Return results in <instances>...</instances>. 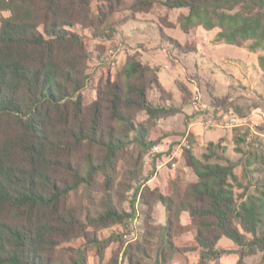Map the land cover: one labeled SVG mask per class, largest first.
<instances>
[{
	"label": "trees",
	"instance_id": "1",
	"mask_svg": "<svg viewBox=\"0 0 264 264\" xmlns=\"http://www.w3.org/2000/svg\"><path fill=\"white\" fill-rule=\"evenodd\" d=\"M111 1L89 16L90 0H0V10L10 13L0 19V264H87L86 250L91 245L102 260L109 238L89 234L87 223L127 227L134 215L114 204L106 192L102 210L93 217L86 215L84 221L68 206L69 194L81 186L88 194L97 173L111 189L116 156L126 144L123 133H135L144 153L171 133L157 129L148 140L149 133L142 134L141 126L134 124L135 111H144L152 121L178 112L161 103L165 90L155 71L135 55L128 56L120 70L125 84H106L105 97L94 100L89 115H84L86 51L80 36L70 29L78 23L93 29L95 21L106 22L104 6L111 12L121 0ZM132 1L135 12L147 11L156 3L187 9L178 18L181 30L188 32L195 25L218 28L214 42L262 51L258 63L264 72V0ZM162 40L188 52L173 38L162 36ZM151 87L160 97L158 104L148 99ZM104 111L109 124L103 125ZM192 136L184 160L196 180L188 181L178 173L168 180L165 193L150 187L142 193L149 211L158 202L165 208L163 225L154 226L149 212L145 220V240L155 235L160 239L154 264H168L176 254L193 252L198 253L197 264L212 260L221 264L217 260L225 252L218 247L222 238L237 247L234 264H245L246 257L257 253L264 255V150L245 151L240 148L245 138L235 137V151L243 155L239 175L225 156L223 139L208 142L206 152L198 155ZM95 145L103 148L99 158L90 151ZM83 147L85 153L77 157ZM252 173L261 177L253 182L248 178ZM183 212L189 217L185 224ZM129 236L127 232L125 237ZM61 250L72 253L69 262L54 256ZM146 251L142 244H131L122 257L128 264H140ZM106 264H119L118 253Z\"/></svg>",
	"mask_w": 264,
	"mask_h": 264
},
{
	"label": "rangeland",
	"instance_id": "2",
	"mask_svg": "<svg viewBox=\"0 0 264 264\" xmlns=\"http://www.w3.org/2000/svg\"><path fill=\"white\" fill-rule=\"evenodd\" d=\"M109 2L112 1L90 0L89 16L97 14L98 7L102 3L108 4ZM132 3V0H121L114 5L111 12L107 6H104L106 22L98 24L95 21L93 29L81 23L70 29L80 36L86 51L84 87L81 90L85 117L89 115V106L92 102L97 98L105 97L106 84L114 81H118L122 85L125 84V80H120V70L127 57L135 55L143 64L149 65L155 71L165 90L163 94L165 99L161 103L167 107L178 109V112L173 115L153 121L148 119L144 111H135L134 124L141 126L142 134L148 132L147 138L150 140L154 130L168 131L171 133L166 137L169 140L167 144H173L189 129L191 122H196V127L193 129L197 134L195 136L198 137L199 142L203 141L204 143H196L195 152L202 155L206 152L207 141L217 142L222 138L223 145L226 147V158L235 164V171L239 175L243 174V155L235 151L234 138H245L240 144V148H244L245 151L248 148L254 150L260 147L264 150V137L253 132V130L259 133L264 132V119H262L264 116L261 119L256 118L258 121L254 123L253 130L244 126L233 128L206 126L205 129L202 127L205 124L206 114L210 112L216 115L220 111H233L238 116H243L250 112L253 106H260L264 112V74L262 77L258 76L260 72L258 55L262 51L254 52L245 47L214 42L213 39L218 28L206 30L202 26L195 25L188 32H184L179 27L178 18L181 14L187 13L185 8L169 9L156 3L147 11L135 12L132 10ZM9 14L8 11L0 10V19L9 16ZM102 18L104 17L102 16ZM111 28L114 30L113 32H110ZM162 36L173 38L180 44L186 45L188 52L184 53L174 49L169 43L162 40ZM245 44H249V41ZM196 86L199 92L201 90L204 93L203 102L212 105L209 106L212 108L210 111L193 106ZM147 96L153 104L160 102V97L154 87L147 90ZM228 97L229 99H227ZM107 117V112L104 111L103 125L104 122L109 124ZM116 129L118 133H123L120 126H116ZM123 135L126 144L117 153L110 182L111 189L109 191L106 189L102 174L97 173L94 175L88 194L84 186H81L77 191L69 194L66 202L69 207L75 210L77 216L86 221V215L93 217L97 211L102 210L104 196L106 192H109L114 204L133 215L138 214L135 227L136 239L133 240L134 235L131 234L129 237H125L128 230L126 225L116 224L110 228H103L100 225L90 226L87 223L85 230L89 234L98 239L109 238V242L102 249V260L95 246L91 245L87 248V264H106L117 253L119 264H128L127 260L122 257V252L125 247L131 244H142L146 247V256H140V264H154L155 250L160 244V239L156 235L145 240V220L149 212L151 223L154 226L163 225L166 219L165 208L158 202L152 205L149 211L148 205L142 199V193L146 187L157 188L162 193L166 192V175L162 171L154 178L155 170L150 167L146 158V153L151 147L144 153L143 145L135 140V133L128 132ZM163 140L165 138L157 143H161ZM249 144L251 145L248 146ZM90 151L97 158L103 154V148L97 145L93 146ZM84 153L85 147L78 152L77 157L82 158ZM214 161L216 159L212 158L211 162ZM218 161L226 163L224 160ZM178 173L188 181L196 180L189 168L177 169L174 173L175 176ZM260 177L261 175L258 173L248 176L253 182ZM243 180L244 184L248 183L246 179ZM183 221L189 222L187 213L183 215ZM112 232H116L113 237ZM130 237L133 241H130ZM184 238L190 239L191 236L185 235ZM218 246L225 252L220 255L217 261L221 264H234L237 259L235 253L237 247L227 238L220 239ZM71 254L68 250H61L55 252L54 256L63 262H69ZM197 262L198 253L193 252L176 254L168 264H197ZM213 263L214 260L208 262V264ZM245 264H264V255L257 253L246 257Z\"/></svg>",
	"mask_w": 264,
	"mask_h": 264
},
{
	"label": "built area",
	"instance_id": "3",
	"mask_svg": "<svg viewBox=\"0 0 264 264\" xmlns=\"http://www.w3.org/2000/svg\"><path fill=\"white\" fill-rule=\"evenodd\" d=\"M193 102L195 104H198L200 109L209 111L212 109L201 103V96L197 86L194 88ZM206 116L207 117L204 125L209 127L213 126V121H223L224 126L229 128H233L236 126H245L247 123L245 118L238 116L233 111H220L217 112L216 115L210 112ZM189 136L190 131L187 130L179 137L177 142L172 145L167 144L166 148L162 143H157L156 145L151 146V148L148 150L150 167H152L155 172L164 168L175 169L178 161L184 157L185 150L190 149ZM136 216L137 215H134L132 218H136ZM132 218L129 220L127 232L134 234L135 240V232L134 228H132Z\"/></svg>",
	"mask_w": 264,
	"mask_h": 264
},
{
	"label": "crops",
	"instance_id": "4",
	"mask_svg": "<svg viewBox=\"0 0 264 264\" xmlns=\"http://www.w3.org/2000/svg\"><path fill=\"white\" fill-rule=\"evenodd\" d=\"M264 74V72L260 69V72H259V77H262V75ZM194 96V95H193ZM200 96H201V103L203 104V105H206V106H212V105H210V104H207V103H204L203 102V96H204V93H202L201 92V90H200ZM227 99H229V97L227 98ZM192 104H193V106L195 105V107H197V108H199V105L198 104H195L194 102H192ZM214 106V105H213ZM192 107V106H191ZM211 108V107H210ZM261 112H263V109L260 107V106H253L252 108H251V111L250 112H248L246 115H243V116H240V117H243V118H245V120H246V125L244 126L245 128H247V127H250V129L251 130H253V125H254V123H257V119L256 118H258V119H261L263 116H264V112L263 113H261ZM207 115V114H206ZM262 119H264V117L262 118ZM201 121V120H200ZM203 125V124H202ZM194 127H196V122H191L190 124H189V131H190V134L192 133V139H193V141H194V145L196 146V143H204L203 141H200L199 142V140L196 138V136L195 135H197V134H195L194 133ZM203 129H205L206 128V126L205 125H203V127H202ZM200 132V131H199ZM253 132L255 133V134H258V135H260V136H262V137H264V132H257V131H255V130H253ZM197 133H198V130H197ZM203 139V138H202ZM222 139V138H221ZM220 140V139H219ZM168 138H165V140H163V142H161L162 144H163V146L166 148V146H167V143H168ZM208 142H210V141H207L206 143H208ZM213 142V141H212ZM179 168H181V169H183V170H185L186 168H188L186 165H185V161L183 160V158H181L179 161H178V163H177V166H176V168L175 169H166V168H164V169H161V170H159V171H157V172H155V175H153V177L154 178H156L157 176H158V174L159 173H161L162 171L165 173V175H166V184H167V182H168V180L169 179H174L176 176H175V172H176V170L177 169H179ZM182 172V171H181ZM163 193H165V192H163ZM186 212H183V214H182V222L185 224L186 222H184L183 221V215L185 214ZM166 217V216H165ZM188 223V222H187ZM219 247V246H218ZM220 248V247H219ZM238 257V256H237ZM237 260V259H236ZM236 262V261H235ZM219 263H221V262H219Z\"/></svg>",
	"mask_w": 264,
	"mask_h": 264
},
{
	"label": "bare ground",
	"instance_id": "5",
	"mask_svg": "<svg viewBox=\"0 0 264 264\" xmlns=\"http://www.w3.org/2000/svg\"><path fill=\"white\" fill-rule=\"evenodd\" d=\"M111 53H113V52L111 51ZM213 126H224V122L223 121H213ZM154 145H156V144H154ZM146 158H147V161L149 162V152L146 153ZM137 219H138V214H137L136 218H133V226H132V228H134V232H135ZM130 234L132 236L134 235L132 233H130Z\"/></svg>",
	"mask_w": 264,
	"mask_h": 264
}]
</instances>
